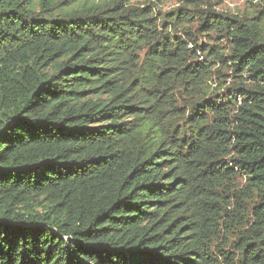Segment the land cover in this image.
I'll use <instances>...</instances> for the list:
<instances>
[{"label": "trees", "instance_id": "16d2710c", "mask_svg": "<svg viewBox=\"0 0 264 264\" xmlns=\"http://www.w3.org/2000/svg\"><path fill=\"white\" fill-rule=\"evenodd\" d=\"M0 0V264H264V0Z\"/></svg>", "mask_w": 264, "mask_h": 264}, {"label": "rangeland", "instance_id": "374dc122", "mask_svg": "<svg viewBox=\"0 0 264 264\" xmlns=\"http://www.w3.org/2000/svg\"><path fill=\"white\" fill-rule=\"evenodd\" d=\"M145 0H132L135 4H142ZM177 6L174 0L168 1L162 5L164 11H169ZM248 0H224L219 9L232 14H243L252 10L254 7Z\"/></svg>", "mask_w": 264, "mask_h": 264}]
</instances>
